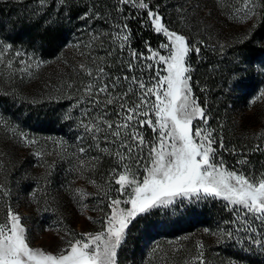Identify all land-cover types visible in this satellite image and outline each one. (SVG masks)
Masks as SVG:
<instances>
[{
  "label": "trees",
  "instance_id": "obj_1",
  "mask_svg": "<svg viewBox=\"0 0 264 264\" xmlns=\"http://www.w3.org/2000/svg\"><path fill=\"white\" fill-rule=\"evenodd\" d=\"M146 1L154 10L160 11L163 21L169 27L183 31L190 44L201 49L199 55L192 52L189 57L191 86L196 100L210 117L207 131L217 139L213 145L218 149L217 159L222 158L228 168L239 169L246 175L263 170L264 134H247L238 121L245 115L241 104L251 91L255 78L247 80L235 72L236 63L233 58L245 56L247 63L251 64V60L258 58L259 46L251 39L232 42L222 48L207 40H198L196 34L181 30L172 23L171 13L175 9L173 0ZM121 7H124L123 13L118 11ZM85 11L99 13L101 19L93 17L83 21L79 15ZM125 17L128 19L125 20ZM145 19L142 11L122 6L118 0H44L43 4L40 0H0V28L7 30L9 43L24 47L31 57L34 55L43 62L41 67L44 77L40 90L33 89L25 94L27 108L24 123L28 124V132L29 129L35 132L37 143L59 146L57 149L38 150L43 158L51 161L42 171L32 151L23 154L8 147L10 152L14 151L9 155L16 160L10 159L15 162L12 168L9 160L0 165V192L9 193L8 196L0 195L1 217L5 218L7 208L14 205V193L19 188L21 195L44 204L41 206L44 217L38 213L36 206H29L34 222L42 228L43 220L55 218L60 214L58 211L64 210L70 187L76 180L89 192L85 202L100 205V208L91 209L93 218L102 219L109 213L106 194L113 199L116 197L115 189L118 188L114 183L117 176H112L110 180L112 170L121 173L127 166L135 171L137 164L129 160L127 152L123 150L121 155L125 159L120 162L116 155L118 145L106 142L104 132H87L81 125L82 121L90 128L95 127L91 124L98 123L100 114L90 110L87 115H82V109L89 107L85 86L94 81L80 65L93 69L95 75V68L100 61L94 64L93 58L104 57L105 70L113 77H131L133 74L140 76L143 72L144 79L148 80L149 76H155L157 70L165 75L164 65L156 64L158 56L153 59L152 52L166 55L167 51L159 46L167 43V39L147 25L141 27ZM124 23L131 30L130 47L149 57L137 63H151V70L143 67L134 72L121 69L120 61L128 59V49L120 50L122 37L129 34L122 31ZM116 25H120V28L117 29ZM260 27V33H264V22ZM104 33L108 35H102ZM117 33L120 38H117ZM146 42L152 51L146 47ZM29 47H32L31 52ZM109 51L114 53L112 57L107 56ZM123 91H127L126 84L120 90L121 93ZM78 98L81 100L80 108H73ZM98 98L103 99L102 96ZM106 112L105 118L123 123L111 115L112 107H108ZM69 115L71 119L67 118ZM121 131L125 132L123 129ZM144 135L146 139H151L153 133L151 129L145 128ZM220 137L224 141L223 148L219 147ZM2 145L13 146L6 143ZM257 146L260 150H256ZM81 147L86 149L85 153L79 152ZM50 152L53 157L47 156L51 155ZM242 159H247L248 164L237 163ZM144 173L141 171L140 177ZM9 185H12L10 189ZM40 193L45 196L40 197L42 201L37 198ZM232 207L222 199L209 197L192 203L177 202L167 209L153 210L150 214L138 216L131 222L126 238L118 249V264H143L152 248L157 246L169 247L166 249L168 256L182 263L186 257L197 254L195 246L198 248V244L203 245L202 250H199L206 264H264V251L244 242V233L232 239L224 235L230 227H235L231 224L235 218V212L230 211ZM71 226L77 231L76 223L72 222ZM253 226L258 227V224L254 223Z\"/></svg>",
  "mask_w": 264,
  "mask_h": 264
},
{
  "label": "snow or ice",
  "instance_id": "obj_2",
  "mask_svg": "<svg viewBox=\"0 0 264 264\" xmlns=\"http://www.w3.org/2000/svg\"><path fill=\"white\" fill-rule=\"evenodd\" d=\"M40 2L43 4L44 0ZM118 3L142 11L146 19L141 27L147 25L155 33L166 37L168 42L162 43L159 48L166 50L168 55H159V52L153 51L152 58L158 56L156 64L166 65L167 74L161 75L157 70L155 76H149L148 80L144 79L143 72L140 76L133 74L131 77H113L105 70L104 57L93 58L94 64L100 61L95 68V75L93 69L81 64L80 68L94 81L85 86L89 107L82 109V115H87L90 110L100 114L95 127L90 128L82 121L81 125L87 132H104L106 142L118 145L116 155L120 162L125 159L121 155L123 150L127 152V158L137 164V168L132 171L126 166L123 174L112 170L110 180L112 176H118L114 183L119 187L114 193L117 198L112 199L106 194L111 214L105 217L102 230L83 233L80 239H68L67 247L57 254L31 247L27 229L21 222L22 217L8 207L3 222H0V264H118V249L126 238L131 222L138 216L150 214L153 210L167 209L177 202L192 203L209 197L222 199L233 206L230 211L235 212V218L231 224L235 227H230L224 233L227 238L232 239L244 233V242L264 251V174L257 180L254 174L228 171L224 160L217 159L218 149L213 147L217 139L207 131L210 117L192 93L189 57L192 52L199 55L201 49L190 44L184 35L170 31L160 11L154 10L145 0H118ZM255 8V0H244V11L240 18H249L255 13ZM118 11L123 13L124 7ZM93 17L101 19L96 12L85 11L79 15L83 21ZM115 27L119 29L120 25ZM122 31L129 34L122 37L120 44L121 51L128 49V59L120 61L121 69L129 72L140 67L151 70V63H137L149 57L130 47L132 37L127 23H124ZM117 38H120L119 33ZM146 47L152 51L147 42ZM10 48L11 45L0 44V63L4 62ZM22 55L21 52L15 53V57ZM113 55L112 51L107 53L108 57ZM12 63V60L7 61L9 67ZM20 63L25 62L21 60ZM36 67H40V62ZM125 84L127 91L121 93ZM101 96L103 99L98 98ZM261 98H264V91L257 97ZM80 105L81 100L78 98L73 108H80ZM108 107L113 108L111 115L123 123L105 118ZM67 118L71 119V116ZM101 125L104 127L101 128ZM145 128L151 129V139H146ZM20 138L25 143H35L24 133L20 134ZM219 147H224L222 137L219 138ZM256 150H260V147L257 146ZM79 152L85 153L86 149L81 147ZM237 163L247 165L248 160H238ZM141 171L146 173L142 179L139 175ZM0 195L8 196L9 193L2 191ZM121 196L125 198L121 199ZM254 223L258 227H254ZM202 248L203 245L198 244V249ZM192 264H206L202 251L193 258Z\"/></svg>",
  "mask_w": 264,
  "mask_h": 264
},
{
  "label": "rangeland",
  "instance_id": "obj_3",
  "mask_svg": "<svg viewBox=\"0 0 264 264\" xmlns=\"http://www.w3.org/2000/svg\"><path fill=\"white\" fill-rule=\"evenodd\" d=\"M173 1L175 9L171 13L172 23L178 25L181 30H189L196 34L198 40H207L222 48L225 45L229 46L232 42L239 43L242 40L251 39L254 44L259 46L258 58L251 60V64L247 63L245 56L239 59L236 56H233V58L236 63L235 72L242 74L247 80L255 78L251 91L246 96L244 103L241 104V110H244L245 115L239 118V126L241 125L247 134L257 136L264 134V98L257 99L261 91H264V33L259 31L261 24L264 22L263 0H255V13L249 18H240L241 13L244 11V0ZM145 2L147 1L145 0ZM164 23L170 31H175L185 36L183 31L173 29L166 22ZM8 40L7 30L0 28V44L11 45ZM29 49V52H31L32 47H29ZM16 52H21L24 55L15 57ZM29 57H31L30 53H26L24 47L11 45L9 52L4 57V62L0 63V165L2 162L9 160L10 168L14 166L15 162L10 159H16L9 155L12 154L13 150L23 154L32 151L35 154V161L39 165L40 171H42L51 164V161L48 158H43L38 150L57 149L59 146H56L57 144H55V147L52 144L43 146L41 143H37L35 132L32 133L30 129L28 132V124L24 123L27 108L25 94L33 89L39 91L44 77V70L41 67L43 62L35 58L34 55H32L31 59ZM8 60L13 61L11 67L7 64ZM21 60L25 63L21 64ZM38 62H40V67H36ZM164 68L166 69V65H164ZM94 125L96 124H91V126ZM21 133L34 140L35 143L28 144L23 142L20 138ZM4 143L13 144V146L5 147L2 145ZM8 147L13 150L10 152ZM158 147L159 145H157ZM37 153L40 155L38 156ZM49 154L51 155H47L48 157H53L52 152ZM35 161H33L34 166L36 164ZM18 162L20 163V161ZM149 166H151L150 163ZM225 167L228 171H241L228 168L226 165ZM124 171L121 173L123 174ZM253 174L258 180L264 174V169ZM116 179H118V176ZM11 186L9 185V189ZM69 192V196L65 200L64 210L58 211L60 214L56 215L55 218L43 220L44 225L42 228H39L34 222L29 206L31 204L33 207L36 206L38 213L41 214L44 211L41 206L44 204L33 201L28 196L21 195L19 188L18 192L14 193L15 198L12 208L22 217L21 222L27 229L31 247L57 254L61 249L67 247L66 241L68 239H80L83 233H96L102 230L105 217L111 214V210L102 218L103 221L98 217L93 218L91 209L100 208V205L98 203L85 202L89 192L78 180L70 187ZM40 197L45 196L41 193L37 196L39 201H42L43 198ZM120 198L124 199L125 197L121 196ZM121 207L125 206L121 205ZM3 218L0 215V222H3ZM72 222L76 223L75 229L77 231L72 229ZM168 248L158 246L152 248L143 264H192L193 258L197 257L200 252L195 246V252L198 251L197 254L194 257H186L185 262L179 263L168 256V252H166Z\"/></svg>",
  "mask_w": 264,
  "mask_h": 264
}]
</instances>
